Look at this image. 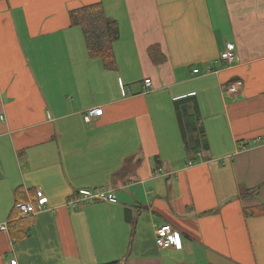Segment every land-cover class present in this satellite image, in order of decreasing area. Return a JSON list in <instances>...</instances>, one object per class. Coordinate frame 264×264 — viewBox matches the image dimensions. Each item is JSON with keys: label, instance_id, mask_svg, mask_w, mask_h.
I'll return each mask as SVG.
<instances>
[{"label": "crops", "instance_id": "1", "mask_svg": "<svg viewBox=\"0 0 264 264\" xmlns=\"http://www.w3.org/2000/svg\"><path fill=\"white\" fill-rule=\"evenodd\" d=\"M98 3L120 29L113 71L71 25ZM99 188L117 203L65 207ZM40 195L48 210L22 218ZM261 204L264 0H0V264H264V215L244 214ZM162 225L179 248H158Z\"/></svg>", "mask_w": 264, "mask_h": 264}, {"label": "built area", "instance_id": "2", "mask_svg": "<svg viewBox=\"0 0 264 264\" xmlns=\"http://www.w3.org/2000/svg\"><path fill=\"white\" fill-rule=\"evenodd\" d=\"M221 61L227 67H231L240 61L239 56L226 48L221 54ZM197 71V70H196ZM244 87V82L241 79H237L224 88V92L236 95L241 92ZM145 91H149L153 88V82L151 79H146L143 86ZM102 111L98 108L89 109L84 117L87 124L92 123L94 118L100 117ZM259 140H254L251 144L244 145L243 149H247L253 145H259ZM251 145V146H250ZM196 161L188 163L189 167L196 165ZM118 201L114 190L99 188V189H79L72 196H70L66 202L65 207L69 210H75L85 205H93L98 203L116 204ZM48 199L45 196L40 195L38 198L31 199L29 201H16L15 209L19 212L22 218L36 217L48 210ZM1 231H7V224L0 226ZM156 245L161 250L179 248L180 247V235L169 225H162L156 232ZM12 264H18L16 260Z\"/></svg>", "mask_w": 264, "mask_h": 264}, {"label": "trees", "instance_id": "3", "mask_svg": "<svg viewBox=\"0 0 264 264\" xmlns=\"http://www.w3.org/2000/svg\"><path fill=\"white\" fill-rule=\"evenodd\" d=\"M71 25L79 27L82 31L86 48L90 58L100 59L104 68L113 71L117 68L114 54V44L120 39V29L118 22L109 18L102 4H93L78 8L70 12ZM149 56L156 65L164 63L166 58L157 46L149 48ZM179 104L176 103L177 109ZM201 127V126H200ZM201 139H205V134L200 130ZM260 187L244 189L242 197L257 195ZM246 217L264 215V205L255 208H245ZM27 235V231L22 232ZM130 255L126 254L123 260L106 264H125Z\"/></svg>", "mask_w": 264, "mask_h": 264}]
</instances>
